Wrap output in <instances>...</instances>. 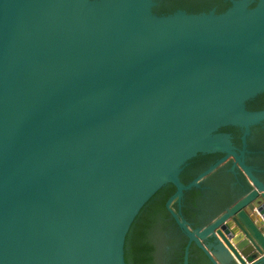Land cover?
Returning a JSON list of instances; mask_svg holds the SVG:
<instances>
[{"label":"water","instance_id":"95a60500","mask_svg":"<svg viewBox=\"0 0 264 264\" xmlns=\"http://www.w3.org/2000/svg\"><path fill=\"white\" fill-rule=\"evenodd\" d=\"M229 2L157 15L155 0H0V264H125L131 225L168 186L183 264L191 244L210 264H264V169L244 162L264 120L245 108L264 92V0ZM229 162L244 190L192 230L184 194Z\"/></svg>","mask_w":264,"mask_h":264},{"label":"flooded vegetation","instance_id":"af4514ba","mask_svg":"<svg viewBox=\"0 0 264 264\" xmlns=\"http://www.w3.org/2000/svg\"><path fill=\"white\" fill-rule=\"evenodd\" d=\"M230 5L231 3L229 0H155L156 7L153 8V11L157 15H168L176 11H183L187 14L209 12L222 14ZM251 7L254 6L252 5ZM245 108L251 113L263 112L264 92L249 100L245 104ZM222 133L229 135L232 138L233 146L241 150L240 139L242 133L238 128H226L222 130ZM249 134V137L246 139L244 162L246 165L258 169L260 172L261 169H264V120L258 125L251 127ZM221 158L222 155L219 154L209 156L198 155L184 168L180 175L181 183L183 185L191 184L205 170ZM258 176L261 177L262 175ZM244 186L243 176L238 168L232 170L230 162L221 164L215 173L201 180L198 189H192L193 191H199V194L194 195L191 194L193 192H186L181 203V208L184 207L183 209H185L187 213L186 222L191 226L192 230L207 226L211 218L221 214L229 207L234 201V196L237 197L238 194L244 190ZM171 196L172 195L165 200L164 207ZM163 197L164 196H160L159 199L162 200ZM164 221L168 223L170 222V218L164 219ZM169 230L170 227L165 226L164 229L159 231V238L156 239L154 256H158L159 261L157 264H167L172 257L171 253L175 251L174 246H169ZM184 250L185 248L183 249V256ZM189 250L190 246L188 249L187 264L188 262L189 264H200L199 258L193 256L195 253L189 255ZM203 256L205 257L204 254ZM205 259L207 260L206 257ZM206 264H210L208 260Z\"/></svg>","mask_w":264,"mask_h":264},{"label":"trees","instance_id":"16d2710c","mask_svg":"<svg viewBox=\"0 0 264 264\" xmlns=\"http://www.w3.org/2000/svg\"><path fill=\"white\" fill-rule=\"evenodd\" d=\"M191 194H199V191H193ZM174 193L171 186L161 189L142 209L138 217L135 219L125 238L124 261L125 264H157L158 256H154L156 250V239L159 238V231L169 226V246H174L175 251L167 264H182L183 249L187 244L186 238L177 229L173 220L164 207L165 200ZM186 194V193H185ZM184 194V197H185ZM160 196H164L160 200ZM199 196V195H197ZM175 208V206H174ZM184 208V207H183ZM181 208V214L184 219L187 218L186 210ZM170 218V222L165 223L164 219ZM158 230V231H157ZM189 255L199 258L200 264H206L207 260L203 254L193 244L190 245ZM190 261V260H189ZM189 264V262H188Z\"/></svg>","mask_w":264,"mask_h":264}]
</instances>
